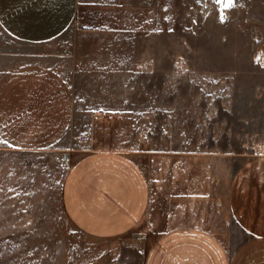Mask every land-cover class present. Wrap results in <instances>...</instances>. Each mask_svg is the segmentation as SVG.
<instances>
[{
  "label": "crops",
  "instance_id": "obj_1",
  "mask_svg": "<svg viewBox=\"0 0 264 264\" xmlns=\"http://www.w3.org/2000/svg\"><path fill=\"white\" fill-rule=\"evenodd\" d=\"M146 6L147 0H0L7 37L55 44L0 73V144L51 160L31 169H40L42 183L58 180L69 224L97 241L141 243L142 264H264V155L229 182L228 210L243 234L233 248L194 226L156 234L149 220V179L127 129L136 125L131 115L143 118L152 109L138 81L145 72L136 67L145 59L123 52L131 33H141Z\"/></svg>",
  "mask_w": 264,
  "mask_h": 264
},
{
  "label": "rangeland",
  "instance_id": "obj_2",
  "mask_svg": "<svg viewBox=\"0 0 264 264\" xmlns=\"http://www.w3.org/2000/svg\"><path fill=\"white\" fill-rule=\"evenodd\" d=\"M194 8L190 0H147L141 33L123 50L144 57L138 81L152 105L143 118L131 115L130 149L140 151L149 179L156 234L194 226L233 248L243 234L228 210V185L264 155V65L254 59L264 48V0L228 9L227 21L209 16L199 30L186 18ZM54 46L21 44L0 30V73ZM41 162L51 160L0 144V264H142L141 243L97 241L69 224L58 180L42 183L40 169H31Z\"/></svg>",
  "mask_w": 264,
  "mask_h": 264
},
{
  "label": "water",
  "instance_id": "obj_3",
  "mask_svg": "<svg viewBox=\"0 0 264 264\" xmlns=\"http://www.w3.org/2000/svg\"><path fill=\"white\" fill-rule=\"evenodd\" d=\"M210 1L211 3H208ZM227 0H190L195 8L186 12V18L197 30L203 27V21L209 16H214L217 22L227 21L229 18L228 9L233 7L245 8L251 5V0H232V4L225 7ZM252 35L261 37L258 27L250 23ZM255 60H259L264 65V48L254 55Z\"/></svg>",
  "mask_w": 264,
  "mask_h": 264
},
{
  "label": "snow or ice",
  "instance_id": "obj_4",
  "mask_svg": "<svg viewBox=\"0 0 264 264\" xmlns=\"http://www.w3.org/2000/svg\"><path fill=\"white\" fill-rule=\"evenodd\" d=\"M232 4V0H227V2L225 3V7H228V6H230Z\"/></svg>",
  "mask_w": 264,
  "mask_h": 264
}]
</instances>
